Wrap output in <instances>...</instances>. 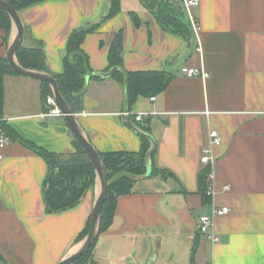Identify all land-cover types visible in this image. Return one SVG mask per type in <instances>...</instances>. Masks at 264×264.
Instances as JSON below:
<instances>
[{
    "label": "crops",
    "instance_id": "crops-1",
    "mask_svg": "<svg viewBox=\"0 0 264 264\" xmlns=\"http://www.w3.org/2000/svg\"><path fill=\"white\" fill-rule=\"evenodd\" d=\"M107 8L108 0H46L19 14L29 36L43 42L50 71L60 74L72 32L98 23ZM195 13L200 29L188 42L164 30L140 0H122L120 14L83 43L96 73L107 72L111 44L122 32L125 71L172 75L165 92L155 100L140 96L131 110L116 79L90 80L83 110L75 113L102 153L139 152L142 139L126 118L138 129L148 122L158 167L175 176L172 188L171 179L142 176L132 193L118 199L113 224L94 250L98 264L107 257L110 264H145L148 258L159 264L181 253V264H264V0H201ZM4 35L0 30V42ZM15 35L12 27L9 45L0 48L3 57ZM183 67L210 77H187ZM4 85L3 118L13 133L55 154L76 152L64 118L42 117L40 81L7 75ZM141 113L148 116L137 122ZM212 129L222 144L214 149V197L205 204L198 177ZM0 152V264H59L81 245L77 239L91 218L99 183L78 206L48 214L46 161L13 139ZM225 206L231 211L216 217L218 241L212 242L199 233L198 217Z\"/></svg>",
    "mask_w": 264,
    "mask_h": 264
},
{
    "label": "trees",
    "instance_id": "trees-1",
    "mask_svg": "<svg viewBox=\"0 0 264 264\" xmlns=\"http://www.w3.org/2000/svg\"><path fill=\"white\" fill-rule=\"evenodd\" d=\"M20 13L22 10L46 0H5ZM142 5L150 11L164 30L184 38L191 42L194 38V30L188 13L180 0H140ZM122 11V0H108V8L102 19L88 28H79L69 37L66 54L63 58V72L54 74L47 63L43 42L29 36V30L25 29V44L18 49L16 57L19 64L29 70L50 73L58 83L60 92L74 113L83 110V99L88 79L102 80L96 75L89 62L88 55L82 46L86 37L95 32L102 23L116 17ZM133 18L138 21L135 14ZM12 21L9 15L0 7V30L5 32L1 42L2 46H8L12 31ZM109 66L107 72L113 67L120 68L113 78L125 87V104L131 110L140 96L152 98L165 92L172 80V75L166 71H125L123 67V34L115 35L108 54ZM7 75H18L8 64L7 58L0 54V118L4 115L5 85ZM52 95L49 84L42 83V101L45 111H48L47 98ZM140 129L151 134L149 123L140 124ZM13 140L33 150L48 164L49 171L44 185V202L48 214H57L68 211L78 206L85 198L87 192L96 185V172L80 144L74 141L76 152L66 156L55 154L23 139L13 133L6 126ZM141 137V136H140ZM142 148L139 152H107L100 153L107 170L109 181V194L103 207L101 234L108 231L114 221L118 199L133 192L139 177L148 172L146 155L152 144L148 138L141 137ZM157 151L151 157L152 175L162 178L174 179L175 176L168 170L160 169L156 161ZM209 169L205 168L198 177L199 192L204 203L209 204L211 197L207 195V175ZM91 227V218L86 228L78 236L80 243L87 236ZM97 244V243H96ZM96 244L78 259L74 264H98L94 256ZM196 247L193 249V254ZM193 261V255H192Z\"/></svg>",
    "mask_w": 264,
    "mask_h": 264
},
{
    "label": "water",
    "instance_id": "water-1",
    "mask_svg": "<svg viewBox=\"0 0 264 264\" xmlns=\"http://www.w3.org/2000/svg\"><path fill=\"white\" fill-rule=\"evenodd\" d=\"M0 7L9 15L12 21V25L16 31L15 39L10 44L7 50L6 58H7L9 66L19 76L37 80V81H40L41 83H47L50 85L54 100L57 106L59 107V109L61 110L63 114V118L67 126L69 127L76 141L83 148L84 152L86 153L89 161L93 165L95 172H96V176H97L96 181L99 183L100 192L95 201L94 208L92 211L90 230L87 236L81 242V245L78 248V250L59 263V264H74L78 259H80L83 255H85L91 249V247H93L97 243L101 235L103 207H104L105 201L109 194V181H108V176H107V170L100 156L99 151L94 147L90 139L86 136L85 132L83 131L82 127L80 126L77 120L75 113L70 109L68 103L66 102L62 93L60 92L56 78L50 73L29 70V69L22 67L19 64L17 57H16V52L25 43V27L20 17V14L15 10V8L9 2L5 0H0ZM119 70L120 68L113 67L108 72H100V73H96V75L100 76L102 79H108V78L113 77L114 74ZM89 82H90V79H88L87 81V86ZM87 86H86V89H87ZM127 109L129 110L128 107ZM126 120H127L128 125L136 133H138V135H140L141 137L148 138L151 141L152 146L146 155L148 172L145 176H143V177H151L152 175L151 157L157 151L156 139L151 134L145 133L142 130L135 127L132 124L130 117H127ZM174 183L175 182L172 179L171 181H169V185L171 188L174 186Z\"/></svg>",
    "mask_w": 264,
    "mask_h": 264
},
{
    "label": "built area",
    "instance_id": "built-area-1",
    "mask_svg": "<svg viewBox=\"0 0 264 264\" xmlns=\"http://www.w3.org/2000/svg\"><path fill=\"white\" fill-rule=\"evenodd\" d=\"M190 19V22L192 24L194 32L197 34L199 31V23L198 18L196 16L195 11L199 8L201 0H180ZM181 72L183 75L187 77H199L202 79H208L210 77V74L203 70L198 68H189V67H183L181 69ZM151 100H155L154 97L151 98ZM47 107L48 111L45 112L42 117H63V114L59 107L57 106L53 95H50L47 98ZM76 115V114H75ZM129 115V114H126ZM148 116V113H141L136 115V121L141 122L144 117ZM12 141V138L10 134L8 133V130L6 128V120L4 118H0V151L4 148H6ZM222 144V137L220 133L212 129L209 132V139L207 144L202 148L201 156H200V162L203 166L209 169L208 175H207V195L212 198L214 197V165L216 162V157L214 155V149L217 146H220ZM3 160V154L0 152V163ZM230 189L229 185H226L224 187L225 191H228ZM231 209L230 207H213L211 214H204L198 217V231L199 233L203 235H207L212 242H217L218 237L214 233L213 228L215 224V219L218 216L226 215L230 213Z\"/></svg>",
    "mask_w": 264,
    "mask_h": 264
},
{
    "label": "rangeland",
    "instance_id": "rangeland-1",
    "mask_svg": "<svg viewBox=\"0 0 264 264\" xmlns=\"http://www.w3.org/2000/svg\"><path fill=\"white\" fill-rule=\"evenodd\" d=\"M174 241H175V239H174ZM151 244H153L155 247H157V244H155V242H150ZM153 249H155L154 247H153ZM173 249L176 251L177 250V246H174L173 245ZM164 250H166L164 247H163V252H164ZM180 251H183L182 249H180ZM165 254H162V257L164 256ZM181 256H182V253L181 254H178L177 255V257L173 260V261H169L167 258H162V260L160 261V263L159 264H181V262H179V259H182L181 258ZM107 259V260H106ZM104 258V259H101V260H99V264H110L109 263V257H107V258ZM186 259V258H185ZM150 258H148V260H146V263L145 264H150ZM189 264V263H188Z\"/></svg>",
    "mask_w": 264,
    "mask_h": 264
},
{
    "label": "bare ground",
    "instance_id": "bare-ground-1",
    "mask_svg": "<svg viewBox=\"0 0 264 264\" xmlns=\"http://www.w3.org/2000/svg\"><path fill=\"white\" fill-rule=\"evenodd\" d=\"M195 37V36H194Z\"/></svg>",
    "mask_w": 264,
    "mask_h": 264
}]
</instances>
